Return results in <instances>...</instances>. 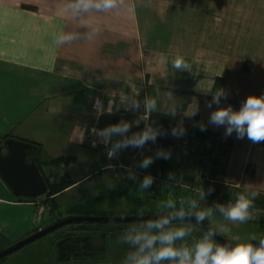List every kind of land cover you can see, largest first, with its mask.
<instances>
[{"label":"crops","instance_id":"obj_1","mask_svg":"<svg viewBox=\"0 0 264 264\" xmlns=\"http://www.w3.org/2000/svg\"><path fill=\"white\" fill-rule=\"evenodd\" d=\"M61 35L74 39L57 43ZM178 54L190 64L188 70L173 68ZM46 78L62 85L49 92L50 98L78 93L71 100L77 121L65 134L80 147L73 150L82 158H90L89 147L76 141L74 132L91 124L112 125L113 117L135 108V101L144 105V124L150 113L160 112L174 116L184 132L223 134L218 174L240 181L248 194L257 191L256 198L264 200V142L238 138L235 132L225 135L223 126L209 122L217 107L211 103L216 80L226 92L220 106L238 109L248 95H264V0H117L107 10L84 9L79 0H0L1 143L27 139L12 133L19 119L9 120L31 105ZM96 96L112 99L118 111L94 112ZM45 97L48 93L36 103ZM148 99L156 101V109L146 114ZM194 106L198 111L190 115ZM31 145L27 157L30 151L36 156L37 146ZM24 198L15 196L0 177V248L41 224L35 222L34 204Z\"/></svg>","mask_w":264,"mask_h":264},{"label":"rangeland","instance_id":"obj_2","mask_svg":"<svg viewBox=\"0 0 264 264\" xmlns=\"http://www.w3.org/2000/svg\"><path fill=\"white\" fill-rule=\"evenodd\" d=\"M42 88L35 94L34 101L31 105L20 108L10 122H15V118L19 119L16 123L15 132L13 134L21 137H26L29 140L37 141L41 144L43 151L41 153V159H47L55 157L61 154H73L77 156L75 162L71 163L67 167L45 168L47 174L50 171H57L59 174H68L70 178L79 180L58 197V208L64 213L65 209L73 203L85 202L99 194L104 192L106 196L101 200L92 210L88 211L89 215H126V214H139L146 212L147 214H161L169 213L172 209L165 207L166 198L161 194H151L148 188L141 187V184L137 182L126 181L124 183H117L108 174L93 175L88 179H83L86 175V166L89 163V159L100 155L98 150L87 148L90 153V158H82L81 153L77 150L80 149L77 145H74L66 137L65 132L73 126V123L77 121V114L74 112V107L71 102L72 98H75L77 94H65L61 93L57 97H49V92L54 93L61 88V84L53 85L56 81L52 79L42 80ZM48 93V97L42 98L40 102L36 103L38 97ZM60 94V93H59ZM31 107L39 110L31 111ZM29 109V110H28ZM29 111V112H28ZM24 119L20 118L22 115L29 114ZM11 113V112H10ZM12 115V114H11ZM140 122L143 123L142 117H138ZM108 116H103L102 120L105 121ZM14 120V121H13ZM19 123V124H18ZM144 124V123H143ZM106 123L101 124L102 127ZM137 127V126H136ZM73 128V127H72ZM28 131V132H27ZM138 131L124 133L123 135H117L114 139L115 142L123 141L124 139L137 134ZM23 141V140H22ZM32 146V145H31ZM33 147V146H32ZM129 146L122 147L120 149H126ZM71 149V150H70ZM84 151V150H82ZM27 154V153H26ZM35 157V151L28 152L26 160H30ZM96 158V159H97ZM82 178V181H81ZM123 190L122 194L113 193V190L118 187ZM139 198L142 200V205L135 202ZM44 206L46 204L39 202ZM49 208V207H48ZM188 209V207H185ZM46 214L47 212L44 211ZM49 211L41 222L40 226H45L49 222ZM211 225L223 236H225L233 245L237 242L233 237H239L241 240L250 239L252 235L256 236L255 240L251 242L255 245L258 244L260 238L264 237V224L257 221L248 220L245 223L232 222L226 220L217 210H213V215L207 219ZM264 221V220H263ZM115 226V233L120 231L119 226L125 228L127 232L129 224L118 225L116 223H99V227L109 228V226ZM173 226H190L191 232L185 238L194 245L205 234L204 231L197 228L192 223L184 222H172ZM68 226L61 227L51 233H48L44 237L31 243L30 245L18 250L17 252L7 256L5 259L0 260V264H61L57 263L55 254V241L57 240L59 233L66 230ZM112 231V230H111ZM124 232V234H125ZM116 237L114 240H108L105 242L107 250L104 255L97 258L96 262L83 261L75 262L70 261L62 264H124L125 257L129 251L132 250V246L127 242H122L121 237ZM24 237V236H23ZM103 238L99 236L95 237L97 245L103 244ZM215 242V241H214ZM167 264V262H165Z\"/></svg>","mask_w":264,"mask_h":264},{"label":"clouds","instance_id":"obj_3","mask_svg":"<svg viewBox=\"0 0 264 264\" xmlns=\"http://www.w3.org/2000/svg\"><path fill=\"white\" fill-rule=\"evenodd\" d=\"M117 0H79V4L84 9L95 7L96 9H111L116 6ZM74 39L72 35H61L57 43H64ZM173 68L178 71L188 70L190 64L184 56L176 55L172 62ZM215 83V82H214ZM211 91V88L208 89ZM222 98H226L223 88H216L212 92V101L217 105L215 110L210 113L209 122L216 126L225 128V135L236 133L238 138H247L254 142H264V95H248L238 109H234L230 104L220 106ZM211 107V104L208 105ZM95 107L101 108L98 102ZM133 107L139 104L133 102ZM156 109V101L148 99L145 102L146 114ZM198 107L189 110L190 115H195ZM130 125L126 122L110 125L102 130H94L95 134L103 142H109L114 136L123 135L128 132ZM203 130V125H201ZM174 136H182L184 128L182 126L172 129ZM80 139L83 136L79 137ZM156 131L146 128L144 131L134 134L123 141H117L112 145L108 152L109 158L122 147L128 145L142 146L149 140H155ZM158 156L168 158L167 152H158ZM151 158H145L141 162V167H148ZM152 178L145 176L141 187L147 188L151 185ZM201 199L204 193L201 192ZM259 195L257 191H251L248 195L238 193L233 202L227 205L218 204L216 210L228 221L245 223L252 219L250 209L253 207V199ZM165 207L172 209L167 215L156 220H147L143 223H131L127 232L121 237L122 242H127L132 246L125 257L124 264H264V237L260 238L258 244L251 241L256 239L252 235L250 239L241 240L233 237L237 242L232 245H222L215 243L213 237L216 232L209 230L194 245L180 244L191 232L190 226H173L175 219L183 220L186 216L195 217L197 224L202 223L213 215V209H197V203L193 200L190 207L185 209L183 202L177 208L172 200L165 202Z\"/></svg>","mask_w":264,"mask_h":264},{"label":"built area","instance_id":"obj_4","mask_svg":"<svg viewBox=\"0 0 264 264\" xmlns=\"http://www.w3.org/2000/svg\"><path fill=\"white\" fill-rule=\"evenodd\" d=\"M101 108L95 107L97 103ZM129 111H137L143 116L144 105ZM91 108L97 114H115L119 106L110 98L96 96L91 101ZM145 118V117H144ZM147 120V115H146ZM104 128L91 124L85 129H77L74 139L83 142L89 148L98 150L100 153L97 160L86 166L88 179L93 175L108 174L117 183L126 181L142 184L145 176L152 178V183L147 187L151 194L161 193L166 200H172L176 205L190 207L191 201L197 203V209L211 208L216 210V205H227L233 202L238 193L248 195V191L240 181L232 182L218 174L220 161L224 156V135L209 132H184L182 136L165 143L162 140H149L142 146H129L127 149H119L111 158L109 150L115 143L113 138L109 142H103L95 134L94 130ZM83 136L82 139L79 137ZM167 152L168 158L158 156V152ZM151 158L148 167H141L145 158ZM82 180V178H81ZM201 192L204 193L201 199ZM253 199L251 221L264 220V200L256 197ZM35 219L40 224L48 214V207L35 204ZM47 212L46 214L44 213Z\"/></svg>","mask_w":264,"mask_h":264},{"label":"trees","instance_id":"obj_5","mask_svg":"<svg viewBox=\"0 0 264 264\" xmlns=\"http://www.w3.org/2000/svg\"><path fill=\"white\" fill-rule=\"evenodd\" d=\"M218 82L219 80L215 81L214 91L218 87ZM181 108L184 109L185 104H183ZM138 121L140 120L138 119L137 116L133 115L130 111H124L121 116L113 117L112 125L118 124L120 122H126L130 125V128H132L133 131L137 130L138 133L150 127L156 131L155 139L162 140L165 143H169L173 139L172 129L176 128V124H177L174 116L160 112H152L150 113L146 124H143L142 122L138 124L137 123ZM3 138H6V136H4ZM25 141L37 146L35 161L38 168L40 169L42 176L46 181L48 189L46 193L40 197H34V198L23 197V198L28 199L31 202H35V204L38 202H42L46 204L49 207L48 208L50 215L49 222H53L58 217L71 215V214L89 215L87 212L92 210L99 202H101L102 199H104L106 194L101 191L97 196L88 199L85 202L73 203L69 205L65 209L64 213L60 211L58 208L57 197L67 188L73 186L77 182V180L70 178L68 174H59L57 173L56 170L50 171L51 173L47 174L45 172V168L49 167L50 169H53V168H60L62 166L67 167L71 163L76 161V156L70 154H62L47 159L44 158L41 159V153L43 151L41 144L37 141L29 140V139L28 140L26 139ZM113 193H117L120 195L123 193V190H121L118 186L113 190ZM135 202L142 205V200L139 198H137ZM176 207L179 208L181 207V205H176ZM139 214H147V213L142 212ZM262 221L263 220H261V222ZM131 223H143V222H131ZM131 223H116V224L130 225ZM184 223H188V222H184ZM98 225L99 223H87V222L67 225L68 228L66 230L61 231L59 233L57 240L55 241V254H56L57 263L62 264L70 261L83 262L85 260L96 262L97 258L104 255L107 250V246L105 242L108 240H114V238L124 235L125 232L123 231L125 230V228H122V226H119L120 231L118 233H115V229H117L115 226L113 227L111 225L109 226V228L106 227L100 228ZM41 227L42 226L39 227L37 226L36 228H34V230H32V232L38 230ZM97 236H99L101 239L103 238L102 245H97V243L95 242V237ZM177 242H178L177 246H179L182 243L191 246V243L186 238H184L183 241H177Z\"/></svg>","mask_w":264,"mask_h":264},{"label":"water","instance_id":"obj_6","mask_svg":"<svg viewBox=\"0 0 264 264\" xmlns=\"http://www.w3.org/2000/svg\"><path fill=\"white\" fill-rule=\"evenodd\" d=\"M31 143L14 138H6L0 144V177L15 196L34 198L44 195L48 189L34 158L26 160V150ZM168 213L161 214H124V215H66L56 218L48 225L27 234L15 242L0 249V260L30 245L61 227L76 223H131L156 220ZM172 222H188L197 226L205 233L209 230L216 232L213 240L218 244H233L219 233L206 219L200 224L195 221L194 215L186 216L183 220L175 219Z\"/></svg>","mask_w":264,"mask_h":264},{"label":"flooded vegetation","instance_id":"obj_7","mask_svg":"<svg viewBox=\"0 0 264 264\" xmlns=\"http://www.w3.org/2000/svg\"><path fill=\"white\" fill-rule=\"evenodd\" d=\"M171 211H172V210H171ZM174 223H175V222H174ZM48 224H49V223H47L46 225H48ZM46 225H45V226H46ZM43 227H44V226H43ZM41 228H42V227H41ZM176 243H178V242H176Z\"/></svg>","mask_w":264,"mask_h":264}]
</instances>
